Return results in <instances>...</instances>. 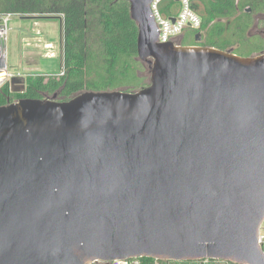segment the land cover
Returning a JSON list of instances; mask_svg holds the SVG:
<instances>
[{
  "label": "water",
  "instance_id": "1",
  "mask_svg": "<svg viewBox=\"0 0 264 264\" xmlns=\"http://www.w3.org/2000/svg\"><path fill=\"white\" fill-rule=\"evenodd\" d=\"M128 1L148 86L0 106V264H264V53L160 43Z\"/></svg>",
  "mask_w": 264,
  "mask_h": 264
},
{
  "label": "trees",
  "instance_id": "2",
  "mask_svg": "<svg viewBox=\"0 0 264 264\" xmlns=\"http://www.w3.org/2000/svg\"><path fill=\"white\" fill-rule=\"evenodd\" d=\"M177 6L175 0H165L161 9L169 16ZM194 7L203 20L201 28L189 31L194 40L197 33L206 31L208 46L228 49L240 43L250 47L236 51L243 56L262 49L248 31L254 24V13H264V0H199ZM0 13L63 15L64 75L48 79L41 74L29 75L24 92L16 97L44 99V93L58 94L59 100L65 101L85 91H136L150 84L140 75L144 63L138 59L139 28L131 17L128 0H0ZM185 40L182 37L180 44L194 45ZM10 89V83L0 87V106L8 104ZM139 260L141 264H166L151 257ZM220 262L209 259L208 264Z\"/></svg>",
  "mask_w": 264,
  "mask_h": 264
},
{
  "label": "rangeland",
  "instance_id": "3",
  "mask_svg": "<svg viewBox=\"0 0 264 264\" xmlns=\"http://www.w3.org/2000/svg\"><path fill=\"white\" fill-rule=\"evenodd\" d=\"M23 16L22 14H11L7 23V39L3 45L7 58L8 71L24 77L41 74L45 75L48 79L50 77L61 76L63 70L65 72V69H63L64 42L61 22L63 15H54L58 17L51 19H23ZM262 31H264V14L259 18V23L252 26L248 31V36L256 40L254 43L260 42L262 46V49L260 48L261 50L258 49L255 51V55L264 52V34ZM205 34L206 31L201 32L203 40L198 45H206ZM26 35L28 36L27 41L23 40ZM185 39L186 42L196 41L193 36L191 37L189 31L185 33ZM28 42L30 45H27ZM249 48L248 46L244 48V45L236 43L228 49L234 52L240 50L244 52ZM23 50L26 56L24 57L25 64L22 67L20 66L22 65L20 61ZM143 63L144 65L140 75L145 78L146 83H150L151 73L149 64L145 61ZM10 82L12 81L8 80L5 83ZM21 85V82H14V90L19 91ZM219 264H226V261L221 260Z\"/></svg>",
  "mask_w": 264,
  "mask_h": 264
},
{
  "label": "built area",
  "instance_id": "4",
  "mask_svg": "<svg viewBox=\"0 0 264 264\" xmlns=\"http://www.w3.org/2000/svg\"><path fill=\"white\" fill-rule=\"evenodd\" d=\"M178 3L176 8L172 9L171 15H166L161 7L165 0H152L150 8L153 13L157 29L158 41L180 43L181 38L187 31H194L202 26V17L194 7L195 3L199 0H175ZM238 2V0H237ZM6 15V16H5ZM11 14L0 13V49L2 54L4 51V42L7 39L8 27L7 23ZM2 56L0 57V62ZM64 69V67H63ZM64 70L61 76L64 75ZM9 71H6L4 78L0 80V87L11 77ZM60 77V76H59ZM259 243L264 246V221L262 222L259 234ZM166 264H208L209 259L193 260V261H177V260H163ZM93 264H141L139 258H125L113 260H96ZM160 264V263H157Z\"/></svg>",
  "mask_w": 264,
  "mask_h": 264
},
{
  "label": "flooded vegetation",
  "instance_id": "5",
  "mask_svg": "<svg viewBox=\"0 0 264 264\" xmlns=\"http://www.w3.org/2000/svg\"><path fill=\"white\" fill-rule=\"evenodd\" d=\"M262 14H264V13H254V19H255V21H254V25L253 26H255L257 23H259V18L262 16ZM36 23V22H35ZM263 32V34H264V31H262ZM185 36V35H184ZM183 36V37H184ZM202 40H203V37H202ZM201 40V41H202ZM201 41H194V45H196V44H199ZM262 53H264V52H262ZM20 76V75H19ZM28 77V76H27ZM27 77H24V76H22V79H17L15 82H21L22 83V85H21V88H20V90L19 91H16V90H14V86H13V84H14V82L11 80V77L10 78H8L7 79V81L9 80V81H12V82H10V85H11V89H10V93L8 94V95H6V102L7 103H10V102H15V101H18V100H20V99H23V98H19V97H16V93H22V92H24V89L26 88V85H27ZM59 78V77H58ZM58 95V94H57ZM44 96L45 97H48V96H50V95H48V94H45L44 93ZM58 99H59V97H58Z\"/></svg>",
  "mask_w": 264,
  "mask_h": 264
},
{
  "label": "crops",
  "instance_id": "6",
  "mask_svg": "<svg viewBox=\"0 0 264 264\" xmlns=\"http://www.w3.org/2000/svg\"><path fill=\"white\" fill-rule=\"evenodd\" d=\"M61 22H62V20H61ZM23 40H25V41H27L28 40V36L26 35L25 37H24V39ZM27 45H30L29 44V42H28V44ZM26 56V53H25V51L23 50L22 51V58H21V61H20V63L22 64V65H20V66H22L23 67V65L25 64V60H24V57ZM10 73H11V71H9ZM13 74V73H12Z\"/></svg>",
  "mask_w": 264,
  "mask_h": 264
},
{
  "label": "bare ground",
  "instance_id": "7",
  "mask_svg": "<svg viewBox=\"0 0 264 264\" xmlns=\"http://www.w3.org/2000/svg\"><path fill=\"white\" fill-rule=\"evenodd\" d=\"M51 46V45H50ZM49 46V47H50ZM6 74V70L5 69H2V70H0V80L2 79V78H4V75Z\"/></svg>",
  "mask_w": 264,
  "mask_h": 264
}]
</instances>
